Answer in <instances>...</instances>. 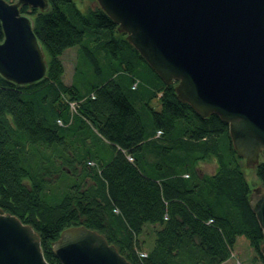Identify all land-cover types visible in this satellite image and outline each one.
I'll use <instances>...</instances> for the list:
<instances>
[{
	"label": "trees",
	"instance_id": "1",
	"mask_svg": "<svg viewBox=\"0 0 264 264\" xmlns=\"http://www.w3.org/2000/svg\"><path fill=\"white\" fill-rule=\"evenodd\" d=\"M48 4L20 6L45 75L20 85L0 74V207L33 227L49 264H61L52 244L73 225L103 234L132 264H222L239 236L264 264L228 123L178 100L175 83L98 4ZM70 47L77 55L67 84L60 55ZM260 156L254 170L264 189Z\"/></svg>",
	"mask_w": 264,
	"mask_h": 264
},
{
	"label": "water",
	"instance_id": "2",
	"mask_svg": "<svg viewBox=\"0 0 264 264\" xmlns=\"http://www.w3.org/2000/svg\"><path fill=\"white\" fill-rule=\"evenodd\" d=\"M117 30L167 83L178 100L202 116L228 123L238 155L249 165L264 151V0H95ZM45 10L48 0H0V74L31 84L46 73V58L20 12ZM249 204L263 232L264 189ZM52 250L61 264H132L103 234L84 225L64 228ZM0 264H49L33 227L0 207Z\"/></svg>",
	"mask_w": 264,
	"mask_h": 264
},
{
	"label": "rangeland",
	"instance_id": "3",
	"mask_svg": "<svg viewBox=\"0 0 264 264\" xmlns=\"http://www.w3.org/2000/svg\"><path fill=\"white\" fill-rule=\"evenodd\" d=\"M77 5L84 10L88 6H95L97 2L95 0H76ZM77 55L76 47H70L60 55V59L64 63V74L63 80L67 84L71 82L72 74H74V63ZM93 74V70L91 71ZM80 76V74H78ZM77 78V76H76ZM157 109L158 105H154ZM262 157L260 156L259 160ZM241 163L242 170L245 174L247 181L249 182L251 188L262 187L259 184L258 178L256 177L254 165H249L243 160ZM201 168L203 171H211L213 166L211 164H202ZM222 264H263L258 257L255 250L250 246L248 240L244 236H239L236 240V243L233 246L231 258L223 262Z\"/></svg>",
	"mask_w": 264,
	"mask_h": 264
},
{
	"label": "flooded vegetation",
	"instance_id": "4",
	"mask_svg": "<svg viewBox=\"0 0 264 264\" xmlns=\"http://www.w3.org/2000/svg\"><path fill=\"white\" fill-rule=\"evenodd\" d=\"M231 258V257H230Z\"/></svg>",
	"mask_w": 264,
	"mask_h": 264
}]
</instances>
